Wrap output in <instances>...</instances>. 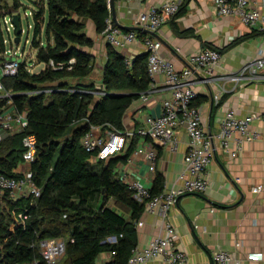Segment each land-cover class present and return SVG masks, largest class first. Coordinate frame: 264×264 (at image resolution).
Listing matches in <instances>:
<instances>
[{
	"label": "trees",
	"instance_id": "16d2710c",
	"mask_svg": "<svg viewBox=\"0 0 264 264\" xmlns=\"http://www.w3.org/2000/svg\"><path fill=\"white\" fill-rule=\"evenodd\" d=\"M7 1L0 0L2 54L3 17L17 11L21 18L20 8L26 9L15 0L14 10L8 12ZM32 1L36 6L32 46L37 63L45 68L35 73L21 61L16 75L1 76L11 97L0 96V111L25 112L28 125L0 142V173L21 175L23 138L35 135L37 152L27 167L41 195L14 199L7 191L0 192V264L42 261L39 242L49 238L66 242V253L56 264H96L103 252L114 255L108 264H126L137 246L136 224L146 202L120 177L117 166L122 159L92 163L81 139L91 125L124 129L127 109L150 89L147 61H129L108 43L107 58L101 67L97 65L92 53L95 41L86 24L92 20L102 34L108 26L110 0ZM51 61L59 67L49 66ZM136 142L137 137L130 140L124 158ZM163 181V174L157 173L150 188L153 194L163 191ZM23 215L28 218L23 220ZM112 236L115 242L109 240Z\"/></svg>",
	"mask_w": 264,
	"mask_h": 264
},
{
	"label": "crops",
	"instance_id": "0c3cea01",
	"mask_svg": "<svg viewBox=\"0 0 264 264\" xmlns=\"http://www.w3.org/2000/svg\"><path fill=\"white\" fill-rule=\"evenodd\" d=\"M168 0H115L114 9L109 4V19L128 31L125 26H138L142 12L160 7ZM180 3V13L169 18L154 36L162 42L161 55L172 61L177 70L190 66V57L206 47L221 52L218 64L206 68L194 76L196 97L194 105L200 109L203 126L214 136V157L207 177L209 188L203 193H188L181 196L168 212L167 220L176 228V246L187 253L186 264H214L216 251H228L234 257L231 264H264L263 260L248 259L251 252L264 253V79H222L236 74L251 59L264 58V30L250 27L238 15L219 14L213 0H175ZM251 6L264 10V0H251ZM17 12V11H16ZM86 32L95 41L92 53L97 65L107 58L108 42L96 31L95 24L88 20ZM144 33L138 41L119 47L127 59L148 60ZM99 72V71H98ZM264 74V67L261 70ZM163 73L153 77L148 99L135 100L124 115V129L139 127L146 115L158 116L163 110V101L171 90L165 83ZM226 89V91H223ZM219 98V100H218ZM234 108L239 116L257 113L250 129L259 133L255 140H244L239 146L234 139L224 147L216 137L224 113ZM177 149L156 144L158 165L150 169L144 157L133 156V151L122 159L117 168L119 175L139 179L153 188L157 173L163 174L164 188L172 186L183 171L185 155L189 148V136L185 127L176 131ZM145 139L137 138L138 143ZM127 150V148H126ZM129 158L132 159L129 161ZM28 169L21 165L19 170ZM136 224V245L145 246L164 230L162 216L147 208ZM111 242L116 240L112 238ZM114 255L101 253L96 264H108ZM147 264H167L156 259Z\"/></svg>",
	"mask_w": 264,
	"mask_h": 264
},
{
	"label": "built area",
	"instance_id": "2783aa9c",
	"mask_svg": "<svg viewBox=\"0 0 264 264\" xmlns=\"http://www.w3.org/2000/svg\"><path fill=\"white\" fill-rule=\"evenodd\" d=\"M216 11L223 15H238L246 25L260 26L264 30V10L251 6V0H213ZM180 9V3L168 0L160 7H153L149 11L142 12L138 18V25L144 29L157 32L159 28L171 17H174ZM13 13H18L14 11ZM13 13L6 14L2 21L8 33L15 31ZM26 15L32 12H25ZM144 42L148 49V72L150 77L163 73L166 85L170 88V95L163 101L162 113L158 116L146 115L143 124L139 127H131L118 130L115 127L104 128L101 125H91L84 133L81 144L91 157L92 163L99 160L108 161L125 152L132 138H143L144 142L138 143L133 150V156L144 157L152 171H156L158 165V149L156 144L171 146L177 149L176 131L185 127L189 136V148L185 155L183 171L178 175L176 182L162 192L153 194L139 179L123 176L122 180L132 189L138 199L146 202V208L154 214L162 216L165 221L164 230L154 237L145 246H135L126 264H147L156 259H162L167 264H186L188 256L181 248L176 246L178 234L176 228L166 219L169 210L177 200L188 193H203L210 185L207 171L214 157V136L206 132L200 109L194 105L196 91L194 88V76L201 71L219 63L221 52L212 47H206L195 52L190 57V66L183 70H177L174 63L164 58L161 53L162 42L152 34L147 33ZM105 40L119 48L126 44L138 41L136 30H123L120 26L108 19V26L102 33ZM6 42V40H5ZM7 50L3 53L7 54ZM16 54L17 51H14ZM131 61L130 59H128ZM28 62L31 71L35 65L32 60ZM49 66L58 68L54 62ZM264 67V58L251 59L246 62L236 74L222 76V79L240 81L241 79H264L261 70ZM20 62L13 59L5 60L0 65V96L11 97V93L5 90L1 76H14L18 73ZM45 68V64H44ZM43 68V69H44ZM226 91V89H223ZM4 92V94H3ZM3 94V95H2ZM147 100L148 94L141 96ZM219 100V98H218ZM11 98L9 102H11ZM257 113L239 116L234 108L225 111L216 137L221 144L228 148L230 140L234 139L240 146L244 140H255L259 133L250 129L251 123L261 118ZM28 125L25 112H16L14 109L0 111V142L7 136L22 131ZM25 151L23 153L24 165L28 166L35 159L37 152V140L35 135L27 134L23 138ZM132 159L129 158V161ZM120 166H117L119 168ZM20 176L11 177L0 173V192L7 191L10 196L17 199L22 196L33 195L39 197L41 189L34 183L28 169L19 170ZM264 190L263 185L255 188V192ZM27 215L22 219L26 220ZM137 224H142L138 221ZM115 236L109 238L111 240ZM73 241V239H72ZM41 260H35L28 264H56L66 253V242L62 238L42 239L39 242ZM249 260H263V252H251ZM234 260L228 251L219 250L213 255L214 264H231Z\"/></svg>",
	"mask_w": 264,
	"mask_h": 264
},
{
	"label": "rangeland",
	"instance_id": "374dc122",
	"mask_svg": "<svg viewBox=\"0 0 264 264\" xmlns=\"http://www.w3.org/2000/svg\"><path fill=\"white\" fill-rule=\"evenodd\" d=\"M20 2L26 6V9L21 7V19H22V28L23 33L20 36V41L15 42L16 34L14 31H11L8 33L5 29V26H2L4 36L6 39V49L7 54L4 55L0 52V65L4 63L5 60H9L11 57L15 60L21 61H27L31 62L32 60L34 62L32 72H40L44 68L43 63H37L36 60V52L37 50L32 46V38H33V16L32 14L26 15L25 12H32L36 6L32 0H20ZM5 5H9L8 12H11V10H14L13 6L15 5V0H8L5 2ZM42 40L45 42V34H42ZM14 51H17L15 54Z\"/></svg>",
	"mask_w": 264,
	"mask_h": 264
},
{
	"label": "water",
	"instance_id": "95a60500",
	"mask_svg": "<svg viewBox=\"0 0 264 264\" xmlns=\"http://www.w3.org/2000/svg\"><path fill=\"white\" fill-rule=\"evenodd\" d=\"M114 3H115V0H110V7L115 12ZM13 23H14V25L16 27V31H17L15 42H19L20 41V34L23 31L22 24H21V18H20L19 13H13ZM125 28L129 29V30H137V31H142L144 33H150L155 37L158 36L157 32L150 31V30L144 29L142 27H138V26H125ZM116 158H120V156H116ZM177 202H178V200H177Z\"/></svg>",
	"mask_w": 264,
	"mask_h": 264
},
{
	"label": "bare ground",
	"instance_id": "6f19581e",
	"mask_svg": "<svg viewBox=\"0 0 264 264\" xmlns=\"http://www.w3.org/2000/svg\"><path fill=\"white\" fill-rule=\"evenodd\" d=\"M137 31V30H136Z\"/></svg>",
	"mask_w": 264,
	"mask_h": 264
}]
</instances>
